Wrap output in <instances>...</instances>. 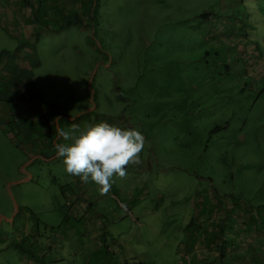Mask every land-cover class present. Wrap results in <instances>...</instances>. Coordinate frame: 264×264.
<instances>
[{"label": "rangeland", "instance_id": "obj_1", "mask_svg": "<svg viewBox=\"0 0 264 264\" xmlns=\"http://www.w3.org/2000/svg\"><path fill=\"white\" fill-rule=\"evenodd\" d=\"M30 2L37 23L48 26L44 32L22 38L0 29V58L28 45L43 63L41 92L19 88L21 114L41 106L48 118L63 115L66 128L71 116L76 125L90 118L93 126L137 129L145 146L142 163L128 165L95 202L84 198L87 183L69 176L62 158L45 161L51 147L25 167L41 148L29 138L39 134L23 119L8 123L0 115V264H21L22 250L13 244L32 257L47 247L49 261L69 245L68 252H82L85 231L73 232L78 214L70 210L75 197L121 220L122 229L113 230L117 244L153 258L147 264H178L180 248L184 253L190 244L218 257L215 244L204 245V230L212 235L219 226L238 246L244 209L264 206V0H85L83 14L58 21L38 0ZM0 86L3 96L13 93L10 82L1 78ZM104 239L109 247L101 252L113 251L115 239ZM51 240L58 243L52 249Z\"/></svg>", "mask_w": 264, "mask_h": 264}, {"label": "crops", "instance_id": "obj_2", "mask_svg": "<svg viewBox=\"0 0 264 264\" xmlns=\"http://www.w3.org/2000/svg\"><path fill=\"white\" fill-rule=\"evenodd\" d=\"M38 1L42 7L47 9L48 17L45 16V18L50 17L57 21L61 19V16H63V14L71 15L73 12L79 15L83 14L84 8L86 6L85 0ZM31 5L32 4L30 0H0V29L5 31L10 36H13L11 34L13 32L20 33L19 36L22 38H27L33 35V33L44 32L42 30L47 28L48 26L44 27L41 24L37 23L40 22V17H37V15H39L40 13L36 12ZM235 6H239V3H236ZM47 18L45 19L46 21H44L45 23L48 21ZM41 23L43 22L41 21ZM46 31H49V29H46ZM32 49L33 48H30V46L27 45L23 50L17 48L14 51V54H11L9 57L2 56L0 58V83L2 78L6 82H10L11 87L13 88V93L9 97L7 95L3 96L4 92H0V115H3L8 121V123L13 122L17 118L23 119L22 123H27L28 125L27 127H25L26 130H29L30 132L33 131V135L39 134L36 137L29 138L31 145L34 141L40 144L41 148L40 146H36L38 149H36V152L32 151L34 155H32L30 161L25 165V167L28 166L30 162L42 159V155H44L42 150H48L49 147L53 149L52 154L50 156H45L44 159L45 161L54 160L56 162L57 156L55 147H53V145L55 146L58 143L59 137L56 135L57 125L53 124V121L56 117H60L61 119L59 122V127L63 128L65 131L68 132H71V125H73L74 122V119L71 116H68V126L66 128L63 124V115L53 114L54 116L51 115V117L48 118V116L42 114L41 106H38L34 110L27 108V110L25 111L24 109V114L22 115L21 110L15 106L16 100H25L23 94L21 93V90L19 89L20 86L23 88L24 92L25 87L27 86L31 87V91L34 88L36 91L41 92V76L38 75V71L41 70L43 63L41 62L39 55L37 56V52L33 51ZM34 71H37V75L34 74ZM22 78H24L26 84L23 83L22 85V83L19 82ZM20 95L23 97L18 99V96ZM32 97L35 96H29L26 100L27 103ZM43 111H45L44 108ZM90 111L92 112L93 110L90 108H86L85 112L83 113H88ZM36 112L38 113V115H35ZM83 113L79 114V116L81 117ZM96 123L99 124V122H95V124ZM1 125L2 124L0 123V126ZM51 126L54 127V130L51 128ZM78 126V131L74 134L77 136L81 132L85 131L88 126H93V123L92 120L89 118L88 122L87 120L82 121V123L79 121ZM47 135H51L52 137L49 136V140H47ZM38 138H40V141L37 140ZM39 148L40 152H38ZM25 167L23 168V173L27 175ZM32 178L33 175L30 174V177H25L24 181H30ZM14 182L18 183V181ZM93 184L95 186L94 190L91 188L93 187ZM82 192L85 194L84 198L86 200L90 197L91 199L95 200V202H98V200L100 201V199H105L104 196H101L100 192L98 191V187L94 182L92 184L87 183L85 186L83 185ZM72 194H74V191H72ZM98 196L100 198H98ZM113 199H115V196ZM69 202L71 203L70 200ZM77 202L78 198L75 197V200L73 202L75 205L71 208L68 207L67 212L70 214L71 211H73V213L78 214V219L76 220L79 224H81V226H79L78 224L77 229L75 228L73 232H80L81 229L85 231V234H79L80 238L86 237L83 248L79 247V250H81L82 252L77 254L73 252H68L69 247L71 246L69 245L65 249H63L66 256L65 254L55 253L56 259L49 261L47 260L48 256L45 253L47 247H44L43 252L39 255V259L31 258L21 252V264H80L81 262L83 264H114L113 259H118V264H147L149 262H154L153 258H146L144 260L140 259L141 257L143 258V254H141L142 252H137L136 250L128 249L129 247L124 249L123 244H117V242L119 241L118 236L113 235V230L115 228L122 229L121 220H117L116 222H114L113 218L110 216V211L105 210V212L102 213L103 211L100 207H98L97 203L96 206L92 205L91 207H89L85 204V206L83 207V205H79V203L76 204ZM121 204L124 203L121 202ZM124 205L128 210H130V207L128 205ZM69 208L71 211L69 210ZM88 208L90 209L88 210ZM201 208L202 207H200V209ZM80 217H82L83 221H79ZM118 217L119 216H117V218ZM103 237H113L115 239L116 244L114 245L113 251L109 252L108 250H105V253L103 251L101 252L103 247L106 248V245L108 246V244H105V239ZM34 242L39 243L37 240H34ZM49 244V248H51V245L57 246L58 243L56 241L51 240ZM189 246L187 247V249L189 250L184 253L183 249L180 248V252H178V254L180 255V258L182 260L179 258L178 264H206L208 260L214 258L213 256H208L207 252L203 254H198V252L192 251V248H189ZM57 251L61 252V248L58 247ZM138 253L139 258L132 257L138 256ZM169 264H174V262L171 261L169 262Z\"/></svg>", "mask_w": 264, "mask_h": 264}, {"label": "clouds", "instance_id": "obj_3", "mask_svg": "<svg viewBox=\"0 0 264 264\" xmlns=\"http://www.w3.org/2000/svg\"><path fill=\"white\" fill-rule=\"evenodd\" d=\"M60 117H56V135L63 140L71 139L69 146L57 143V158L63 159L64 171L69 176L80 177L81 181L94 182L101 195L107 194L114 177L123 179L128 165L142 163L140 153L145 146V137L137 129H122L108 123L88 126L78 136L74 135L79 126L71 125V132L59 127ZM123 211L126 206L121 205Z\"/></svg>", "mask_w": 264, "mask_h": 264}, {"label": "trees", "instance_id": "obj_4", "mask_svg": "<svg viewBox=\"0 0 264 264\" xmlns=\"http://www.w3.org/2000/svg\"><path fill=\"white\" fill-rule=\"evenodd\" d=\"M262 11L264 14V7ZM207 17V15L204 16V18ZM244 211L240 219H238L239 222H237V227H239V225L243 227L242 230L237 228L240 232L237 233L238 246H235V242H233L236 240L235 237L224 232L220 226L218 231L216 227L211 228L215 232L212 235L209 233L210 236L208 235V231L210 230H204L206 231L204 245L215 244L214 252L218 254V257L208 260L206 264H264V206H251L250 208H245ZM207 217L209 221L211 217L213 218V214H209ZM194 222L196 223L194 220L191 221L186 227L187 236L190 232L189 229L195 224ZM209 223L212 224L214 221H209ZM13 246L22 250L21 252L23 254L31 258H40L39 255L37 257H32L31 252H28V250L21 246L14 244Z\"/></svg>", "mask_w": 264, "mask_h": 264}]
</instances>
